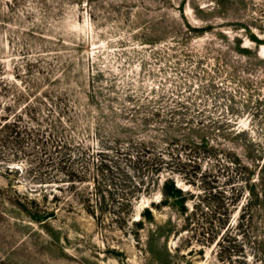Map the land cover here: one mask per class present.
Masks as SVG:
<instances>
[{
  "label": "rangeland",
  "instance_id": "1",
  "mask_svg": "<svg viewBox=\"0 0 264 264\" xmlns=\"http://www.w3.org/2000/svg\"><path fill=\"white\" fill-rule=\"evenodd\" d=\"M0 76L94 148L195 134L240 162L185 151L173 176L185 201L143 196L132 218L154 203L153 221L137 239L71 200L30 218L8 200L36 187L0 168V264H264V212L243 215L235 176L264 157V0H0Z\"/></svg>",
  "mask_w": 264,
  "mask_h": 264
},
{
  "label": "trees",
  "instance_id": "2",
  "mask_svg": "<svg viewBox=\"0 0 264 264\" xmlns=\"http://www.w3.org/2000/svg\"><path fill=\"white\" fill-rule=\"evenodd\" d=\"M0 99H4L0 100V168L9 176L16 174L17 183L23 181L36 187L30 190L29 196L15 191V197L8 202L35 220L54 213L60 205L73 209L71 203L67 204L71 200L98 225L107 224L120 230L132 228L136 230L133 236L137 239L143 221H153L150 207L154 203L142 209L138 220L132 218L135 204L143 196L158 192V204L163 207L169 201L174 205L185 201L173 179L183 169L185 151L193 152V155H185L189 162L208 159L225 168L237 164L240 167L237 158L217 153L211 143L195 134L170 141H165L164 135H154L158 138L148 141L131 136H123L122 140L115 137L106 146L96 138L94 148L88 136L84 141L73 138L67 131V122L48 123V114L43 115L36 108L38 102H25L20 106L18 99L9 95L2 76ZM58 107L65 113V104L55 105L56 109ZM54 113L59 117L57 111ZM120 127L125 130L124 126ZM235 176L243 183L239 188L242 193L239 200H245L243 215H249L256 206L264 212V157L256 159L250 168L236 170ZM230 205L224 207L226 217Z\"/></svg>",
  "mask_w": 264,
  "mask_h": 264
},
{
  "label": "water",
  "instance_id": "3",
  "mask_svg": "<svg viewBox=\"0 0 264 264\" xmlns=\"http://www.w3.org/2000/svg\"><path fill=\"white\" fill-rule=\"evenodd\" d=\"M52 216H53V214L50 213V214L46 215V216L44 217V219H49V218H51Z\"/></svg>",
  "mask_w": 264,
  "mask_h": 264
}]
</instances>
